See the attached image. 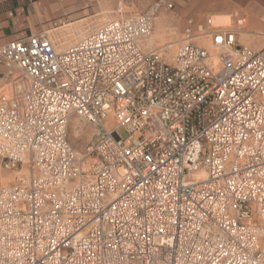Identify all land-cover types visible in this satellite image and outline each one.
I'll return each mask as SVG.
<instances>
[{"label": "built area", "instance_id": "1", "mask_svg": "<svg viewBox=\"0 0 264 264\" xmlns=\"http://www.w3.org/2000/svg\"><path fill=\"white\" fill-rule=\"evenodd\" d=\"M160 7L0 48L22 78L0 94V264H264V48L212 17L142 48Z\"/></svg>", "mask_w": 264, "mask_h": 264}, {"label": "crops", "instance_id": "2", "mask_svg": "<svg viewBox=\"0 0 264 264\" xmlns=\"http://www.w3.org/2000/svg\"><path fill=\"white\" fill-rule=\"evenodd\" d=\"M154 4L161 5L154 20L156 35L151 43L143 42L142 48L155 49L158 39L181 41L187 27L191 25L195 32L209 17L234 28L238 20H244L238 44L264 48V0H0V48L45 33L63 51L105 22L144 12ZM178 32L180 37L175 36ZM195 41L212 50L209 42ZM13 79V69L0 64V94Z\"/></svg>", "mask_w": 264, "mask_h": 264}, {"label": "rangeland", "instance_id": "3", "mask_svg": "<svg viewBox=\"0 0 264 264\" xmlns=\"http://www.w3.org/2000/svg\"><path fill=\"white\" fill-rule=\"evenodd\" d=\"M226 22L227 21H225V23H219V24L226 26L229 23V22H227V23ZM180 33L181 32L175 33V36L180 37ZM88 34H90V33H87V35ZM87 35H85V36H87ZM155 35H156V32L154 30L152 37H154ZM152 37L148 40V43H151ZM154 40H155V38H154ZM182 40H183V35H182L181 41H176V42H174V41L168 42V41H163V40L158 39L156 41L155 49L163 47V48L168 49L169 52L173 53L175 51V49L177 48V46L179 45V43L182 42ZM197 41L198 42H208V39L203 38V39H198ZM10 68H12V67H10ZM12 69L15 72V79L10 80L8 82V85L5 87L6 90L11 88V86L14 82H16V81L21 82L22 81L20 72L16 68H12ZM95 132H96V129L92 124H90L86 121H83V120H79L76 116L72 118V120L70 122V128H69V138H70V141H71L73 147L78 152H82L84 150L86 145L94 138ZM121 133L123 136H127L125 131H122ZM15 176H16L15 172H12L11 170L5 169L2 166L1 159H0V187L14 183Z\"/></svg>", "mask_w": 264, "mask_h": 264}, {"label": "bare ground", "instance_id": "4", "mask_svg": "<svg viewBox=\"0 0 264 264\" xmlns=\"http://www.w3.org/2000/svg\"><path fill=\"white\" fill-rule=\"evenodd\" d=\"M96 29H97V28H96ZM96 29H95V30H96ZM95 30H94V31H95ZM94 31H93V32H94ZM91 33H92V32H91ZM86 122H87V121H86ZM88 123H89V122H88ZM197 175H198L197 178H198L199 180L204 178V175H203L201 172L198 173Z\"/></svg>", "mask_w": 264, "mask_h": 264}]
</instances>
